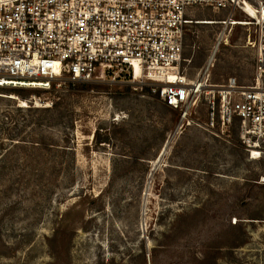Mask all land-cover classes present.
Wrapping results in <instances>:
<instances>
[{"label":"rangeland","instance_id":"rangeland-1","mask_svg":"<svg viewBox=\"0 0 264 264\" xmlns=\"http://www.w3.org/2000/svg\"><path fill=\"white\" fill-rule=\"evenodd\" d=\"M225 17L191 10L181 69L192 79L224 31L212 82L254 84L257 27ZM157 85L0 86V264H264V150L208 127L205 100L181 124Z\"/></svg>","mask_w":264,"mask_h":264},{"label":"built area","instance_id":"built-area-1","mask_svg":"<svg viewBox=\"0 0 264 264\" xmlns=\"http://www.w3.org/2000/svg\"><path fill=\"white\" fill-rule=\"evenodd\" d=\"M252 7L256 16L249 14ZM193 8L238 12L257 27L260 50L254 84L236 76L211 80L210 57L190 79L181 69ZM248 22V21H247ZM224 31L215 47L223 42ZM214 47V48H215ZM129 73L159 84L153 89L190 123L199 102L206 125L224 132L237 123L243 144L264 150V4L252 0H0V86L51 89L66 81ZM31 83V84H30ZM29 84V85H27ZM261 152V151H260Z\"/></svg>","mask_w":264,"mask_h":264},{"label":"bare ground","instance_id":"bare-ground-1","mask_svg":"<svg viewBox=\"0 0 264 264\" xmlns=\"http://www.w3.org/2000/svg\"><path fill=\"white\" fill-rule=\"evenodd\" d=\"M249 8V14L250 15H253V16H256V12H255V10L252 8V7H248ZM201 22H205V23H211V22H213V21H201ZM216 22V21H215ZM234 23H237V24H249V22H247V21H238V22H234ZM228 41V40H227ZM226 41V42H227ZM251 44H252V42L251 41H249ZM228 43V42H227ZM216 50H217V47H215L214 48V51L212 52V55L210 56V61L212 62L213 60H214V57H215V53H216ZM212 66V65H211ZM134 80H138L137 78L136 79H134ZM31 84V83H30ZM27 85H29V84H27ZM13 96V95H12ZM168 144V143H167ZM167 147V146H166ZM252 152H253V154L256 152L257 153V156L256 157H259L260 155H261V152L259 151V150H252ZM256 155V154H255Z\"/></svg>","mask_w":264,"mask_h":264},{"label":"trees","instance_id":"trees-1","mask_svg":"<svg viewBox=\"0 0 264 264\" xmlns=\"http://www.w3.org/2000/svg\"><path fill=\"white\" fill-rule=\"evenodd\" d=\"M28 88H34V87H28ZM36 89H43V88H36ZM44 90H47V89H44ZM167 105V104H166Z\"/></svg>","mask_w":264,"mask_h":264},{"label":"crops","instance_id":"crops-1","mask_svg":"<svg viewBox=\"0 0 264 264\" xmlns=\"http://www.w3.org/2000/svg\"><path fill=\"white\" fill-rule=\"evenodd\" d=\"M194 76H195V75H194ZM194 76H193V77H194ZM188 78H189V77H188Z\"/></svg>","mask_w":264,"mask_h":264}]
</instances>
